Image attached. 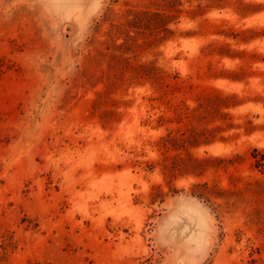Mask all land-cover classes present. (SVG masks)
Segmentation results:
<instances>
[{"label": "rangeland", "instance_id": "374dc122", "mask_svg": "<svg viewBox=\"0 0 264 264\" xmlns=\"http://www.w3.org/2000/svg\"><path fill=\"white\" fill-rule=\"evenodd\" d=\"M0 264H264V0H0Z\"/></svg>", "mask_w": 264, "mask_h": 264}]
</instances>
